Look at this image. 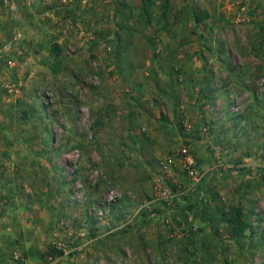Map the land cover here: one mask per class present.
<instances>
[{
	"label": "rangeland",
	"instance_id": "1",
	"mask_svg": "<svg viewBox=\"0 0 264 264\" xmlns=\"http://www.w3.org/2000/svg\"><path fill=\"white\" fill-rule=\"evenodd\" d=\"M259 164L264 0H0V264H264Z\"/></svg>",
	"mask_w": 264,
	"mask_h": 264
},
{
	"label": "trees",
	"instance_id": "2",
	"mask_svg": "<svg viewBox=\"0 0 264 264\" xmlns=\"http://www.w3.org/2000/svg\"><path fill=\"white\" fill-rule=\"evenodd\" d=\"M205 15H208V14L206 13ZM197 20L200 21V18L197 17ZM239 173H242V170L235 169L232 172H230L229 174H227L226 176L228 178V177L234 176V175L239 174ZM199 195H200V193H198L197 196H196L197 201H200L199 200ZM183 207L191 209V207H193V203L190 202L188 204H184ZM226 219L228 221V225L230 227V233L232 235H239V234H241L246 229V227L248 226V223L244 219L243 210L240 209V208H234L227 215V218ZM59 253H63V251H60ZM50 255H54V254H50Z\"/></svg>",
	"mask_w": 264,
	"mask_h": 264
},
{
	"label": "built area",
	"instance_id": "3",
	"mask_svg": "<svg viewBox=\"0 0 264 264\" xmlns=\"http://www.w3.org/2000/svg\"><path fill=\"white\" fill-rule=\"evenodd\" d=\"M55 257L52 255L46 256L45 258L32 259L28 255H23L19 251L14 252L13 259L17 264H54Z\"/></svg>",
	"mask_w": 264,
	"mask_h": 264
},
{
	"label": "crops",
	"instance_id": "4",
	"mask_svg": "<svg viewBox=\"0 0 264 264\" xmlns=\"http://www.w3.org/2000/svg\"><path fill=\"white\" fill-rule=\"evenodd\" d=\"M20 12H21V17L26 21L27 20L26 15H24V13L22 14V11H20ZM259 165L260 166H264V164H259ZM259 170H261V168H256V170L254 172H258Z\"/></svg>",
	"mask_w": 264,
	"mask_h": 264
}]
</instances>
